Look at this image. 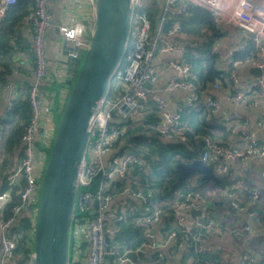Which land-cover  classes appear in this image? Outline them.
Wrapping results in <instances>:
<instances>
[{
  "label": "built area",
  "instance_id": "2783aa9c",
  "mask_svg": "<svg viewBox=\"0 0 264 264\" xmlns=\"http://www.w3.org/2000/svg\"><path fill=\"white\" fill-rule=\"evenodd\" d=\"M51 1L53 0H33V9L27 16L32 31L30 49L34 56L31 71L33 81L29 89L31 116L20 137L21 157L17 165L4 178L6 189L0 192V264H8L9 258L19 244L28 245L22 243L18 237L11 236L9 229L16 223L18 216L28 208L32 198L39 195L45 164L56 132V129L53 133L43 127V115L48 105L43 103V100L47 99L43 97V84L49 70L47 44L48 34L53 26L52 14L49 11ZM87 1L95 9V0ZM17 2L18 0H0V28ZM132 4V21H135L137 26L132 30V39L128 41L123 59L113 73L109 92L99 102L91 122V142L79 173L76 210L80 208L88 211L76 225L74 223L79 215L75 214L72 225L81 232L83 241L88 243L86 264H107L109 256L113 257L114 264H143L135 259L132 256L133 252L125 248L123 244L110 241L111 237L113 238L119 232V222L123 221L126 213L131 210H128L130 206L126 207L127 203L121 207V210H113L115 194L110 190L112 183L126 180L132 164H137L142 171L141 175L148 176L147 163L142 159L141 152L127 151L118 157H113L108 162L105 161V156L112 151L117 140L124 136L128 129L127 125H120L117 121L131 118L133 123H143L147 126L148 115L153 105L158 109L159 121L156 125L158 134L167 141H174L181 137L177 125L186 110L197 106L201 99L200 84L193 75L192 64L188 61V55L191 51L193 52L196 44L192 41L180 43L177 40L179 36L185 35L184 22L192 15L193 4L211 16L216 28L225 22L246 30L248 35L233 47L231 55L238 51L248 50L251 42L256 46V51L240 59H236L237 56L232 58L235 62L229 65V79L234 85L238 84V72L241 65L255 66L261 70V73L243 90H231L230 97L236 104L253 105L257 102L254 92L258 89L264 103V0H151L149 3L147 0H132ZM147 7L150 9L147 10ZM58 28L64 39L72 45V48L65 54L69 58H78L81 50L89 43L83 35L84 25L79 22L63 23ZM212 47L217 57L223 56L219 46L213 45ZM172 53L182 54L180 58L172 59L169 63V66L175 68L177 73L158 88L146 86L147 83L155 84L160 79L158 56ZM211 85L218 90L222 83L214 81ZM5 87L11 93L8 108L10 111L15 107L17 89L12 82L6 83ZM176 90H183L186 97L184 102L173 111L169 109L164 94ZM68 93L63 95L64 104ZM203 102L214 116H219L221 104L217 96H207ZM51 104H54V101ZM239 119L240 115L237 112H231L222 117V120L229 126L230 139L222 141L205 137L200 158L205 163L213 164V168L221 170V173L244 167L253 160H264V139L252 131L244 129L239 131L236 124ZM41 131L45 134L41 140L43 143L49 140L47 139L49 135L53 134L44 154V166L39 169L37 166V160L40 161L37 155V135ZM154 159L157 160L158 157ZM97 176L101 179L93 189L90 185ZM15 185L19 187L20 200L12 213L4 217V210ZM131 185V189L126 188L124 191L128 190L131 196L139 197L143 204L147 205L140 223L141 221L144 224L162 222L167 213L153 201L155 195L161 193V189L156 187L151 180L142 185L137 177L131 180ZM218 193L221 195L222 190ZM199 195L195 191H189L180 200L172 203L169 208L170 212L168 211L169 214H167L171 222L165 229L167 237L173 243L179 246L186 245L190 251L204 254L209 251L206 243L215 231L220 230L221 226L209 217L208 212L200 210L196 199ZM229 195L233 208L246 211L258 226L262 225V215L256 208L258 193L255 188L248 191L247 202L239 197L236 190H232ZM193 210H199L200 214L192 216ZM113 224L115 227L112 226ZM242 227L231 231V234L241 236L242 230H252L250 223L243 224ZM143 249L144 247L138 246L134 252L141 253ZM213 262L200 264H224L223 262L218 263L217 260ZM186 264L199 263L194 256H190ZM238 264H264V255L259 260L241 256Z\"/></svg>",
  "mask_w": 264,
  "mask_h": 264
},
{
  "label": "crops",
  "instance_id": "0c3cea01",
  "mask_svg": "<svg viewBox=\"0 0 264 264\" xmlns=\"http://www.w3.org/2000/svg\"><path fill=\"white\" fill-rule=\"evenodd\" d=\"M192 7L196 8L199 12L205 14L195 4H193ZM92 8L87 0H53L49 4V11L52 14L53 26L48 34L47 55L49 59V70L48 76L44 80L43 84L45 94H43V97L47 98L43 100V103L45 105L48 104L47 110L43 115V127L49 129L50 131H53V133L56 129V124L63 108V95L66 94V92L68 93L70 91L74 83V81L73 83L71 81L74 76V72L69 73V63L73 59L69 58L65 54L66 51L72 48V45L64 39L63 35L59 32L58 27L60 24L63 23H82L85 28L83 35L89 40V36L93 29V22L95 16L94 9ZM22 21L23 22L21 23L20 28L16 30L14 35L15 37L12 41L13 56L10 65L11 68L14 66L13 72L11 71L10 73H6V78H4L1 75L2 67H0V120H2L8 114L9 100L11 98V93L7 90L5 84L8 82L14 83L17 89V97H19L21 94V88L26 83L30 85L33 81L31 71L34 62V56L32 50L30 49V35L32 31L30 25L28 24L27 16H25ZM209 34H211V32H209ZM247 35L248 33L246 32V30L242 29L241 27L233 24H227L225 22H222L219 27L216 28V35H214L215 38L211 45L219 46V48H221L223 52V56L218 57L217 59V65L219 67V70L229 71V65L235 62V59H232L233 57L241 56L247 53H255L256 46H254L253 42H251V45L248 46V50L244 52L238 51L235 52L234 55H231L233 47L238 45ZM15 40H21V44L16 43ZM177 40L180 43H184L187 41L194 42L196 46L193 48V52L190 53H197L198 41L194 38L185 34L184 36H179ZM200 40L202 42L205 41L204 38H200ZM212 46L211 48H213ZM252 47L254 48V50L250 52ZM85 49H87V47L81 50V55L75 59L76 61H80L84 58L85 53H83V51ZM181 56V53H172L168 55L158 56L159 71L161 75L158 82H156L155 84H151L152 88H158L160 85L165 84L171 77H173L177 73V70L169 66V63L172 59H177ZM240 58L242 57H236V59ZM254 68L257 67L248 65L239 66L238 84L234 85L233 83H231L232 81L229 79L228 76V78L226 77L223 80H218L220 83H222V86H220L218 90L214 89L211 83H208L207 86L204 88L201 87V99L197 103L196 108L186 110L184 115L189 112L190 114H192L191 118L194 119L196 117V114L198 115V112L203 109L204 113L207 112L206 116L209 122V132L215 137L216 140L226 141L230 139L231 133L229 126L226 124V122L222 120V117H225L231 112H237L240 115V119L236 123L239 131H241V129L252 131L258 137L264 139V103L262 101V98L260 97L262 96L261 92L258 89L254 92V96H257L255 97V99H257V102L253 105L236 104L230 97L231 90H243L251 80L258 77L259 73H255ZM210 95L217 96L220 99L221 105L219 116H214L212 112H210L204 105L203 99ZM164 97L167 101L169 109L174 111L177 109L178 105H181L184 102L186 93L183 90H176L164 94ZM53 101L54 104H51ZM150 109L151 111L148 115V118H150L149 121H156L158 123L159 115L157 106L153 105ZM184 115V118L182 117V122H186L187 119L190 118L189 116L186 117ZM117 122H123V120ZM154 127L156 130V126ZM179 130L181 135V132L183 133V129ZM52 134L49 135L47 139L50 140ZM157 136L160 137L161 140L165 143L172 142L177 144L184 142L187 147V150L194 149V144H190L189 140H184V138L182 137L174 141H167L164 140L159 134ZM44 137L45 134L43 131L39 132L37 135L38 159L40 157V161L37 160V166L39 167V169L44 166V154L46 153V149H48L49 147V140H47L45 143L41 141ZM119 139H122V137H120ZM196 139L199 144L201 138L197 137ZM118 140L112 148V151L105 156L106 162L112 160L113 157L120 156L123 153L122 151L124 148V143H121ZM207 164L209 163L207 162ZM146 166L148 172L150 173L148 176L141 175L142 171L135 163L132 164V166L129 168L126 176V181L120 184L121 188L125 187L123 191L118 193L119 189H115L113 187V190L116 193L112 209L121 210V207L125 203H127L126 207L130 206L128 210H132V212L128 211L129 216L124 222L127 226L126 231H123V225L120 226L122 222L118 224L120 228L118 233H120L121 231L120 236H122L121 240H123L122 242L120 241V243L123 244L125 248H128L131 252H133L132 256L135 259L141 261L143 264H154V261H152L154 259L159 260L157 264H165V261L162 259H170L166 261H169V263L171 264H186V260L184 262L180 261V257L183 251H186L187 249L186 245L179 246L175 242L173 243V241H171L167 237L165 229L171 222L168 220L170 217L167 215L169 214L168 211L170 208V204L174 203L175 201L173 202L171 200L170 202V199L166 196L159 197L156 194L153 199L154 204L162 206L163 211H166L167 214L162 222L144 224L142 221L140 223V219L143 215V212L147 208V205H144L139 197L135 198L131 196L128 190L124 191L126 188H132L131 180L135 177L140 180V183L142 185H144L149 180L155 182V179H153L152 177L153 168L151 169L149 164H146ZM228 171L229 170L220 173L221 176H219V178L222 180L220 183L213 182L211 180H204V183L198 184L199 188H201V191H199L200 195L196 197L199 204L198 207L200 208V210L203 209V211L208 212L209 217L221 226L220 230L215 231L211 239L206 243L209 248V253L217 254L220 257V259L218 260H222L221 262H223L224 264H238V260L241 256H248L254 260H259L264 255V160H253L244 167H240L239 169H231L229 172ZM7 174H4L5 177ZM197 174L198 173L193 174L195 176L194 179L191 180L192 183L197 181V179H195V177H197ZM199 176L202 175L199 174ZM5 177H3V179ZM234 185H236V187H234ZM251 188H255L258 193L256 208L263 218L261 226H258L249 217L246 211L236 210L231 205V198L229 194L232 190H236L239 193V197L245 202H247V193ZM219 190H222L221 195L218 193ZM38 196L39 195H37V197H33L29 203L28 208L25 209L34 217V224L36 220ZM220 209H225L226 212L222 214L220 213ZM192 212L191 215L194 216ZM135 217L139 218L135 220ZM246 223L251 224V231H246V229L242 230L241 236H233L231 234V231L243 228L242 225ZM112 226L115 227V224H113ZM129 227L134 229V231H136L138 228H141L142 232L140 233V235H136L135 233H133L131 235L128 234L127 236V231ZM34 229L35 225L33 227V230L31 231L32 235H30L28 241V246L32 248L34 245ZM129 235L130 242L127 244L126 242H124V240H126L125 238H128ZM111 239L113 238L111 237ZM137 239L140 240V245L138 246L144 247L141 253L134 252V249L136 247H133L132 244L135 243ZM83 243H85V241H83V236L81 235V232L77 229V234H75V227L72 225L70 234L69 262L71 253L73 254V258L70 264L87 263L88 247L87 243L86 246H84ZM32 254L33 250L31 253V261ZM109 260L107 259V264H114V262L112 263V261L110 262Z\"/></svg>",
  "mask_w": 264,
  "mask_h": 264
},
{
  "label": "water",
  "instance_id": "95a60500",
  "mask_svg": "<svg viewBox=\"0 0 264 264\" xmlns=\"http://www.w3.org/2000/svg\"><path fill=\"white\" fill-rule=\"evenodd\" d=\"M132 5V0H95L86 54L58 120L41 179L32 264H69L79 173L91 142L90 126L127 48ZM254 72L260 74L261 70L254 68ZM176 168L179 181L195 173L201 174L203 180L222 181L214 168L200 157L178 162Z\"/></svg>",
  "mask_w": 264,
  "mask_h": 264
},
{
  "label": "trees",
  "instance_id": "16d2710c",
  "mask_svg": "<svg viewBox=\"0 0 264 264\" xmlns=\"http://www.w3.org/2000/svg\"><path fill=\"white\" fill-rule=\"evenodd\" d=\"M33 0H18L17 4L13 6L10 11L8 17L3 21L1 29H0V67H2L1 75L6 78L5 74L13 72L14 66L11 68L10 62L12 61L13 56V48L12 41L15 37V32L20 28L21 23L23 22V18L31 12L33 9ZM150 7H147L149 10ZM192 15L184 22V31L185 34L194 38L198 41L197 44V53L188 55V61L192 64L193 70L196 74V78L201 87H206L208 83H213L214 81L223 80L230 75L229 71H221L217 65L218 57L213 53L211 48V43L213 42L216 35V28L213 24L212 18L208 14H203L199 12L196 8L192 7L191 9ZM207 30V31H205ZM211 32V34H209ZM200 38H204L205 41H201ZM16 43L21 44V40H15ZM14 41V42H15ZM196 41V42H197ZM254 48L252 47V52ZM250 55V53L237 56V57H245ZM73 59L69 64V73L74 72V76L71 79L72 83L77 77L80 68L81 61H76V58ZM24 68V67H23ZM228 72V73H227ZM71 83V84H72ZM58 87V86H57ZM29 89L30 85L25 84L21 88V94L16 98L15 107L8 112V114L0 120L1 125V137H0V192L6 189L5 181L3 179V175L7 174L9 171L17 165L20 159V137L21 133L24 129V126L29 122L31 116L30 103H29ZM123 93V92H121ZM196 108L193 107L192 109ZM62 113V112H61ZM59 115V118L61 116ZM207 112L204 113L203 109L196 114V117L192 119V114L187 112L184 116L190 117L186 122H179L177 129H183V133L181 132V137L184 140H189L190 144H194V149L187 150L184 142L181 143H165L158 137L155 127L157 122H150V118L148 120V125L146 126L143 123H133L130 118L127 120H123V122H117L120 125H127L128 129L126 134L119 139V142H123V153L126 151H135L142 153V159L145 160L146 163H151L152 165L156 164L158 166H154L152 170V177L155 179V184L158 188L162 190L161 196H166L167 198L174 201L180 200L182 196H184L189 191L199 192L201 188L199 185H192L186 183V181H179V171L176 168V163L178 162H188L195 158H197L204 148L205 137H210L215 139V137L209 132V122L207 119ZM185 117V118H186ZM184 118V117H183ZM180 131V130H179ZM158 137V138H157ZM197 137H200V143L198 144ZM158 157L157 160L154 158ZM19 158V159H18ZM18 159V160H17ZM211 166L213 164H210ZM9 172V173H10ZM8 173V174H9ZM150 174V173H149ZM100 176H97L93 179L90 187L93 189L96 188ZM199 180H202L201 183H204L202 176L199 177ZM126 180H124L125 182ZM122 181L117 182L118 189H121ZM113 185V183H112ZM89 187V186H88ZM116 187V184L113 186ZM19 187L17 185L13 186L11 190V198L6 205L3 216L10 215L16 206V204L20 200L19 195ZM111 192L115 194V191L111 187ZM168 191V192H167ZM96 206L95 203H93ZM88 210L77 208L75 211L78 219L75 221L74 225L78 223V220L82 216L87 213ZM127 218V216H126ZM125 218V220H126ZM138 217H135L137 220ZM124 221L119 223L122 226L123 231H126V224ZM34 217L27 211H23L17 218L15 224H13L9 229V234L14 237H18L22 243L28 244L29 237L32 235V230L34 227ZM73 225V226H74ZM125 226V228H124ZM138 228V227H137ZM142 232L141 228H138L136 231L131 227L128 228V234L135 233L136 235H140ZM129 237L125 238L124 242L127 244L130 242ZM110 241H114L110 239ZM123 240H121L122 242ZM86 241L84 246H86ZM133 247H137L140 245V240L137 239L135 243L132 244ZM88 247V243H87ZM33 248L27 246H23L19 244L17 248L13 251V254L9 258L8 264H30L31 262V253ZM190 256H194L197 263H206L208 261H214L216 259H220L217 254L207 253L201 254L197 252L190 251L186 249L183 251L180 261L184 262L188 260ZM157 257V256H156ZM155 258V257H154ZM165 261V264H171L170 259H162ZM178 260V259H177ZM110 262L113 263V257H110ZM154 264H157L159 260H152ZM222 260H219V262Z\"/></svg>",
  "mask_w": 264,
  "mask_h": 264
},
{
  "label": "rangeland",
  "instance_id": "374dc122",
  "mask_svg": "<svg viewBox=\"0 0 264 264\" xmlns=\"http://www.w3.org/2000/svg\"><path fill=\"white\" fill-rule=\"evenodd\" d=\"M148 1V3L151 1V0H147ZM91 5V4H90ZM91 8H92V5H91ZM93 9V8H92ZM30 13V12H29ZM28 13V14H29ZM28 14L26 15V16H28ZM136 26H137V23L135 22V21H132V23H131V32H130V35H129V42H130V39H132V30H134L135 28H136ZM90 37H91V34H90V36H89V40H90ZM131 37V38H130ZM83 53H85L86 54V49L83 51ZM84 54V55H85ZM193 75L194 76H196V74H195V72H193ZM64 107V106H63ZM63 110V109H62ZM148 124V123H147ZM56 133V132H55ZM200 156V155H199ZM216 173L218 174V176H221L220 175V173H221V170H216ZM194 176L195 175H191V176H189L185 181H186V183H189V184H192V185H197V184H199V183H201L202 182V180H199V174H197V177H195V179H197V181L196 182H194V183H192L191 182V180H193L194 179ZM120 180H118L117 182H119ZM117 182L115 183L116 184V187H115V189H118V186H117ZM208 183V182H207ZM210 184H213V183H210ZM114 186V185H113ZM113 186H112V189H113ZM214 186H215V184H214ZM226 212V210L225 209H220V213H222V214H224ZM193 215H199L200 214V211L199 210H194L193 212ZM75 234H77V229H76V226H75ZM120 234H121V231H120V233H117L114 237H113V240L114 241H116V242H120L121 241V238H122V236H120ZM110 257H112V256H109L108 257V260L110 259ZM72 258H73V254L71 253V255H70V262H72L71 260H72ZM217 261H218V263H220L219 262V260L218 259H216ZM70 262H69V264H70ZM208 262H212V263H214L213 261H208Z\"/></svg>",
  "mask_w": 264,
  "mask_h": 264
},
{
  "label": "clouds",
  "instance_id": "9594fccd",
  "mask_svg": "<svg viewBox=\"0 0 264 264\" xmlns=\"http://www.w3.org/2000/svg\"><path fill=\"white\" fill-rule=\"evenodd\" d=\"M122 137H123V136H122ZM115 144H116V143H115ZM126 152H127V151H126ZM134 152H135V151H134ZM124 153H125V152H124ZM122 154H123V153H122ZM147 164L150 165V168H151V169H152L154 166H158V165H156V164L152 165V164L149 163V162H148ZM215 171H216V170H215ZM147 175H149V172H148V171H147ZM121 181L124 182V180H120V182H121ZM153 183H154V182H153ZM114 184H115V183H113V185H114ZM113 185H112V186H113ZM154 185H155V183H154ZM156 187H157V186H156ZM123 189H124V188H121V190H118V193L121 192V191H123ZM115 193H116V192H115ZM161 193H162V190H161ZM161 193L158 194L159 197L161 196ZM197 193H199V192H197ZM170 205H171V204H170ZM161 207H162V206H161ZM162 208H163V207H162ZM130 211L132 212V210H130ZM135 214H136V213H135ZM126 216H127V217L129 216V212L126 213ZM126 216H125V218H126ZM135 216H136V215H135ZM138 218H139V217H138ZM124 220H125V219H124ZM124 220H123V221H124Z\"/></svg>",
  "mask_w": 264,
  "mask_h": 264
}]
</instances>
